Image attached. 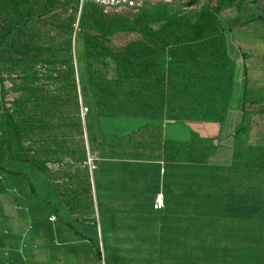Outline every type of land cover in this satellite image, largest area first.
Instances as JSON below:
<instances>
[{
	"label": "crops",
	"instance_id": "obj_1",
	"mask_svg": "<svg viewBox=\"0 0 264 264\" xmlns=\"http://www.w3.org/2000/svg\"><path fill=\"white\" fill-rule=\"evenodd\" d=\"M194 1L191 11L217 2ZM238 1L218 16L234 64L221 123L172 122L160 90L130 86L124 116L90 123L91 150L82 105L79 118L61 112L45 133L31 131L26 160L7 159L0 128V264H23V256L41 263L43 253L44 264H264V168L257 147H247L260 144L264 101H247L239 89L243 53L229 40L231 25L264 20V0ZM190 130L212 140L214 152L192 167L166 162V140ZM85 155L92 167L80 161ZM187 167L205 177L183 178Z\"/></svg>",
	"mask_w": 264,
	"mask_h": 264
},
{
	"label": "trees",
	"instance_id": "obj_2",
	"mask_svg": "<svg viewBox=\"0 0 264 264\" xmlns=\"http://www.w3.org/2000/svg\"><path fill=\"white\" fill-rule=\"evenodd\" d=\"M190 1L178 14H141L130 23L102 19L98 9L103 8L86 0H0V93L7 78L13 80L11 91L18 93L9 106H0L7 159H28L31 131L45 133L52 116L61 112L70 120L79 117L81 105L87 108L91 150L87 100L98 117L124 116L130 86L165 90L166 117L172 122L185 125L196 118L221 123L234 64L218 16L233 0H217L214 7L198 11L187 7ZM145 2L121 9L139 11ZM175 28L180 30L177 35ZM132 33L136 36L129 38ZM172 35L174 47H169ZM163 40L166 43L160 44ZM47 86H54L55 96ZM170 98L185 105L176 107ZM245 127L240 124L235 132ZM247 147H257L255 162L264 168V143ZM214 150L212 140L190 130L186 139L166 140L165 161L192 167L204 163Z\"/></svg>",
	"mask_w": 264,
	"mask_h": 264
},
{
	"label": "rangeland",
	"instance_id": "obj_3",
	"mask_svg": "<svg viewBox=\"0 0 264 264\" xmlns=\"http://www.w3.org/2000/svg\"><path fill=\"white\" fill-rule=\"evenodd\" d=\"M182 0H146L144 6L139 9V11L136 10H129V9H98V15L104 20L110 19V18H119L128 20L130 23H133L134 19L137 16H140L141 14H148L147 16H152L156 12H163L162 14L165 15H172V14H178L182 10H184V5L181 3ZM236 1V0H233ZM256 3V0H242V4H246V6H252ZM193 6L189 7L191 9ZM251 9L250 7H246L244 10ZM254 10H252L253 12ZM174 31V30H173ZM180 30L179 28H175V34H179ZM49 33L48 35H50ZM129 38H134L136 36V33H132L131 35H128ZM174 36L168 37L167 39L170 41L169 47L172 45L174 47ZM173 39V41H172ZM229 40L232 42V44L243 53L241 56L243 58L241 59V56L239 55V58L237 60V69L239 72H241V86H239V89L241 91L243 90V87L246 88V100H258V101H264V20L252 23L245 29H238L235 26L232 27L231 25V32L229 35ZM166 40H163L160 44H165ZM168 47V48H169ZM179 55V53H177ZM201 58L204 59L205 55L201 54ZM163 59V58H162ZM6 76V75H5ZM13 80L10 78H7L4 82V86L2 87V93H0V106H2L4 103L8 104L15 99L18 96V93H13L11 91ZM245 84V86H244ZM237 85V76L235 81V86ZM262 85V86H261ZM85 86H83L84 88ZM47 88L51 91L50 95L55 96V93L53 92L54 86H47ZM130 87H128L129 89ZM238 88V86H237ZM85 90V88H84ZM1 91V89H0ZM3 94V96H2ZM172 97L177 96L173 95V92H171ZM128 96V94H127ZM153 96L155 98L158 97V93L154 92ZM162 96H164L163 91H160V100H162ZM88 106L90 108V113L87 116V121L89 122V125L91 126V122L93 126H96V120L98 118L96 112H95V106L91 100H87ZM171 103L174 106H180L185 105V103H182L183 100L176 99V98H170ZM249 104L247 103V110L249 109ZM1 109V107H0ZM264 110V107H263ZM80 114V112H79ZM178 114L180 112L178 111ZM54 116V115H53ZM53 118V117H52ZM72 119L74 116L71 117ZM79 118L77 115H75V119ZM261 122L257 125V134H260V138H258L257 143H264V113L260 115ZM53 120V119H52ZM104 135V134H103ZM99 136V135H98ZM103 137H101L102 139ZM104 142V141H103ZM195 171L194 175L192 173ZM199 172L201 174H198L196 176V173ZM184 175L183 178H189V177H199L204 178L205 174L204 172L200 171V169L196 168H185L183 170ZM39 259L41 260V263L37 264H44V253L39 256ZM35 261H32L29 257L23 256V264H35L33 263Z\"/></svg>",
	"mask_w": 264,
	"mask_h": 264
},
{
	"label": "built area",
	"instance_id": "obj_4",
	"mask_svg": "<svg viewBox=\"0 0 264 264\" xmlns=\"http://www.w3.org/2000/svg\"><path fill=\"white\" fill-rule=\"evenodd\" d=\"M85 1V0H81ZM103 9H121V8H137L141 6L146 0H86ZM87 112V108H81V113ZM94 158L88 157L87 163L92 167ZM163 205V199L161 195H158L155 199L154 207L160 209Z\"/></svg>",
	"mask_w": 264,
	"mask_h": 264
},
{
	"label": "water",
	"instance_id": "obj_5",
	"mask_svg": "<svg viewBox=\"0 0 264 264\" xmlns=\"http://www.w3.org/2000/svg\"><path fill=\"white\" fill-rule=\"evenodd\" d=\"M194 4H195V1L192 0V1H190V2L187 3V7H191V6L194 5Z\"/></svg>",
	"mask_w": 264,
	"mask_h": 264
}]
</instances>
